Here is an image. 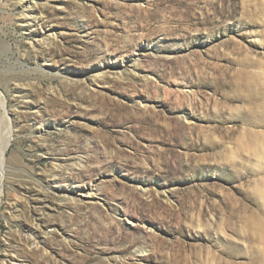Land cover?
<instances>
[{
    "label": "rangeland",
    "instance_id": "374dc122",
    "mask_svg": "<svg viewBox=\"0 0 264 264\" xmlns=\"http://www.w3.org/2000/svg\"><path fill=\"white\" fill-rule=\"evenodd\" d=\"M1 90L0 264H264V0H1Z\"/></svg>",
    "mask_w": 264,
    "mask_h": 264
},
{
    "label": "bare ground",
    "instance_id": "6f19581e",
    "mask_svg": "<svg viewBox=\"0 0 264 264\" xmlns=\"http://www.w3.org/2000/svg\"><path fill=\"white\" fill-rule=\"evenodd\" d=\"M1 2V0H0ZM3 91H0V128L3 125L5 131H3L0 135V163L5 160L6 152L10 143L12 141V137L14 134L13 126L9 117V112L7 109V98L3 95ZM2 179H0V206L2 203V197L4 195V190L2 186Z\"/></svg>",
    "mask_w": 264,
    "mask_h": 264
}]
</instances>
